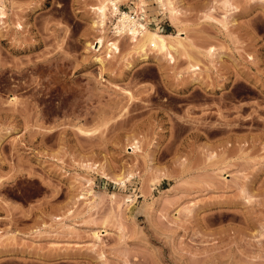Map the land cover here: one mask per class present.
<instances>
[{"label": "rangeland", "instance_id": "obj_1", "mask_svg": "<svg viewBox=\"0 0 264 264\" xmlns=\"http://www.w3.org/2000/svg\"><path fill=\"white\" fill-rule=\"evenodd\" d=\"M0 2V264H264V0Z\"/></svg>", "mask_w": 264, "mask_h": 264}, {"label": "bare ground", "instance_id": "obj_2", "mask_svg": "<svg viewBox=\"0 0 264 264\" xmlns=\"http://www.w3.org/2000/svg\"><path fill=\"white\" fill-rule=\"evenodd\" d=\"M110 2V15L113 17V21L111 22V31L115 35H128L129 39L134 42L138 48L141 49L140 59L146 60L149 58L150 53L147 51V47L149 50H156L158 53H165L167 58L173 61V54L177 52L178 45H181L180 39L183 38L184 32L182 29L177 28L175 34H164L159 31L148 28L145 23L141 21V17L138 11L135 9L132 10H121L119 7L120 0H106ZM166 1V0H165ZM1 3V2H0ZM169 7H172L170 14H174L178 12L170 2H168ZM108 4V2H107ZM106 2L101 3L99 6L94 7L93 9L97 13L100 18V24L102 27L104 26L105 20L108 17L106 15L107 8ZM174 5V3H173ZM2 6V5H1ZM162 6V5H161ZM137 8V7H136ZM166 8V4H165ZM168 8V7H167ZM2 7H0V14ZM171 17V16H170ZM98 21H94L93 25L96 26ZM174 23V22H173ZM103 31V30H102ZM101 33H104L101 32ZM169 38V39H168ZM173 39V40H170ZM87 47L89 49H93L94 51H99L101 48H106L105 55L106 57L111 56V52H118V46L116 41H110L108 39L105 40V35H101L96 38V40L92 43L87 42ZM210 52H212L210 50ZM156 56V55H155ZM94 61L99 64L101 67L104 66V58L97 54L94 57ZM173 63V62H172ZM193 69H199L197 65H192ZM132 149H135L136 146H131ZM105 231V230H102ZM100 231L94 232L93 236L98 237Z\"/></svg>", "mask_w": 264, "mask_h": 264}, {"label": "crops", "instance_id": "obj_3", "mask_svg": "<svg viewBox=\"0 0 264 264\" xmlns=\"http://www.w3.org/2000/svg\"><path fill=\"white\" fill-rule=\"evenodd\" d=\"M178 50H179V48L177 49V52H178ZM180 50H181V49H180ZM177 52H176V53H177ZM176 53H175V54H176ZM210 72H211V74H212V71H210Z\"/></svg>", "mask_w": 264, "mask_h": 264}]
</instances>
